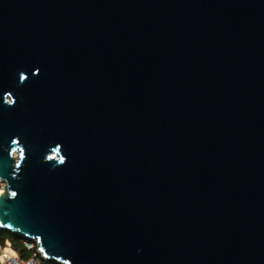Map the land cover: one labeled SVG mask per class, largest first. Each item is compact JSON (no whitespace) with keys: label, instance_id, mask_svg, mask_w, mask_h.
<instances>
[{"label":"water","instance_id":"obj_1","mask_svg":"<svg viewBox=\"0 0 264 264\" xmlns=\"http://www.w3.org/2000/svg\"><path fill=\"white\" fill-rule=\"evenodd\" d=\"M0 229L57 264H264V0H0Z\"/></svg>","mask_w":264,"mask_h":264},{"label":"built area","instance_id":"obj_2","mask_svg":"<svg viewBox=\"0 0 264 264\" xmlns=\"http://www.w3.org/2000/svg\"><path fill=\"white\" fill-rule=\"evenodd\" d=\"M5 188V182L0 180V192H3ZM25 248L33 252V256L29 259H21L14 252L10 245L6 243L4 247L0 248V264H43L41 253L38 249V243L36 240H28L24 244Z\"/></svg>","mask_w":264,"mask_h":264},{"label":"trees","instance_id":"obj_3","mask_svg":"<svg viewBox=\"0 0 264 264\" xmlns=\"http://www.w3.org/2000/svg\"><path fill=\"white\" fill-rule=\"evenodd\" d=\"M26 239L18 236L16 234L11 233L7 230L0 229V247H4L6 243H8L11 249L16 252V254L21 259H29L33 256L34 251L27 250L24 246ZM43 264H57L55 262H45L40 260Z\"/></svg>","mask_w":264,"mask_h":264},{"label":"bare ground","instance_id":"obj_4","mask_svg":"<svg viewBox=\"0 0 264 264\" xmlns=\"http://www.w3.org/2000/svg\"><path fill=\"white\" fill-rule=\"evenodd\" d=\"M1 193V192H0Z\"/></svg>","mask_w":264,"mask_h":264},{"label":"crops","instance_id":"obj_5","mask_svg":"<svg viewBox=\"0 0 264 264\" xmlns=\"http://www.w3.org/2000/svg\"><path fill=\"white\" fill-rule=\"evenodd\" d=\"M1 248V247H0Z\"/></svg>","mask_w":264,"mask_h":264}]
</instances>
